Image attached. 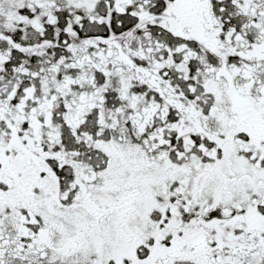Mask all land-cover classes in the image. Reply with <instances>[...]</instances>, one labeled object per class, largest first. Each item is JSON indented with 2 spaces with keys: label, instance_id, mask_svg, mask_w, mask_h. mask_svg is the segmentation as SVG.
<instances>
[{
  "label": "snow or ice",
  "instance_id": "obj_1",
  "mask_svg": "<svg viewBox=\"0 0 264 264\" xmlns=\"http://www.w3.org/2000/svg\"><path fill=\"white\" fill-rule=\"evenodd\" d=\"M0 264H264V0H0Z\"/></svg>",
  "mask_w": 264,
  "mask_h": 264
}]
</instances>
